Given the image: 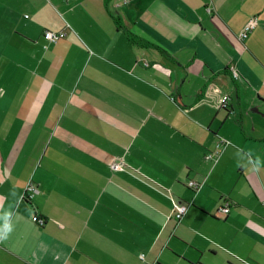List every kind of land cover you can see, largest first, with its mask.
Returning <instances> with one entry per match:
<instances>
[{
    "label": "crops",
    "instance_id": "0c3cea01",
    "mask_svg": "<svg viewBox=\"0 0 264 264\" xmlns=\"http://www.w3.org/2000/svg\"><path fill=\"white\" fill-rule=\"evenodd\" d=\"M5 223L0 264H264V0H0Z\"/></svg>",
    "mask_w": 264,
    "mask_h": 264
},
{
    "label": "built area",
    "instance_id": "2783aa9c",
    "mask_svg": "<svg viewBox=\"0 0 264 264\" xmlns=\"http://www.w3.org/2000/svg\"><path fill=\"white\" fill-rule=\"evenodd\" d=\"M130 0H125V3ZM258 25V21L256 18H253L249 20L246 25L242 28V30L239 33V39L244 41L248 38L250 32H252L256 26ZM67 33L65 31H46L44 33V37L47 41L56 43L61 39H64L66 37ZM232 76L235 80L239 79V73L236 68L232 67L231 68ZM222 106L224 108H228L229 104V97L228 96H223L222 99ZM111 169L114 171H124L125 166L123 162L121 161H114L111 164ZM38 187L35 185L33 182H29L25 188V193H24V198L26 200H31L35 196V194L38 192ZM231 205L230 203L226 202L220 207V212L223 214H228L230 211ZM188 206L186 204H183L181 202L173 201V211L175 213V217L180 220L187 212ZM34 222H38L39 224L43 225L45 221L39 216L35 215L33 217ZM141 258H144V254H142Z\"/></svg>",
    "mask_w": 264,
    "mask_h": 264
},
{
    "label": "clouds",
    "instance_id": "9594fccd",
    "mask_svg": "<svg viewBox=\"0 0 264 264\" xmlns=\"http://www.w3.org/2000/svg\"><path fill=\"white\" fill-rule=\"evenodd\" d=\"M9 231H11V228L5 223L2 226V230H0V237L6 236Z\"/></svg>",
    "mask_w": 264,
    "mask_h": 264
},
{
    "label": "trees",
    "instance_id": "16d2710c",
    "mask_svg": "<svg viewBox=\"0 0 264 264\" xmlns=\"http://www.w3.org/2000/svg\"><path fill=\"white\" fill-rule=\"evenodd\" d=\"M133 40H134V38H133Z\"/></svg>",
    "mask_w": 264,
    "mask_h": 264
}]
</instances>
